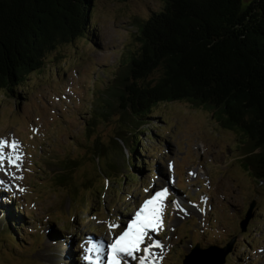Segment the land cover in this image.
Wrapping results in <instances>:
<instances>
[{
	"label": "rangeland",
	"instance_id": "1",
	"mask_svg": "<svg viewBox=\"0 0 264 264\" xmlns=\"http://www.w3.org/2000/svg\"><path fill=\"white\" fill-rule=\"evenodd\" d=\"M162 5L161 0H94L96 37L49 53L44 69L32 74L18 97L0 92V139L18 141L21 156L19 168L7 161L0 168V264H89L83 242L91 236L110 243L143 201L164 187L169 196L163 227L149 231L146 242L158 240L162 247L148 255L141 245L135 255H148L145 264H183L197 243L202 248L232 244L224 264H264V186L241 164L238 133L220 125L209 108L187 101L158 104L142 128L139 144L147 166L136 180L117 183L115 172V180H108L93 158L95 135L109 144L122 125L120 102L107 93L113 71L138 48L140 21ZM105 108L108 121H99L87 138L94 110ZM119 142L125 156L111 150L108 158L124 171L129 152ZM100 165H107L106 157ZM252 202L253 218L244 231ZM10 209L13 225L21 229L14 227L6 238L1 229L9 224Z\"/></svg>",
	"mask_w": 264,
	"mask_h": 264
},
{
	"label": "trees",
	"instance_id": "2",
	"mask_svg": "<svg viewBox=\"0 0 264 264\" xmlns=\"http://www.w3.org/2000/svg\"><path fill=\"white\" fill-rule=\"evenodd\" d=\"M161 1L162 7L139 23L138 48L113 71L107 93L120 102L122 125L109 144L99 135L92 139L99 170L111 181L115 172L117 183L138 179L147 166L139 142L146 132L142 128L151 123V111L161 103L187 101L209 108L220 125L238 133L241 164L264 186V0ZM93 4L94 0H0V92L18 97L32 74L44 69L49 53L96 37ZM110 114L107 108L94 110L87 138ZM119 140L129 152L123 158L124 171L108 158L111 150L123 151ZM105 157L107 165L101 166ZM66 181L65 176L58 178L61 185ZM99 202L101 207V198ZM13 212L9 210V224L1 229L6 238L14 227L21 229L13 225ZM91 232L98 233L96 228Z\"/></svg>",
	"mask_w": 264,
	"mask_h": 264
},
{
	"label": "snow or ice",
	"instance_id": "3",
	"mask_svg": "<svg viewBox=\"0 0 264 264\" xmlns=\"http://www.w3.org/2000/svg\"><path fill=\"white\" fill-rule=\"evenodd\" d=\"M18 146L19 142L15 139L11 141L0 139V168H3L5 161L13 167H20L21 156L17 151ZM5 147H10L12 151L5 154ZM3 183V181H0V187L3 186ZM168 196L169 189L164 187L144 200L136 211L134 218L115 237L112 243H107L102 238L88 237L82 244V249L85 252L83 259L89 264H127L126 258H131L132 260H138L139 264H145L148 255L151 254L152 247H162L158 240L151 243H146V240H151L150 230L155 232L163 227L165 201ZM174 203L178 209L181 207L179 202ZM110 227H116V225ZM141 245H144L142 251L148 255L137 257L135 253L141 251ZM106 249L108 250L107 258H105ZM89 253L95 254V258L93 259V256Z\"/></svg>",
	"mask_w": 264,
	"mask_h": 264
},
{
	"label": "water",
	"instance_id": "4",
	"mask_svg": "<svg viewBox=\"0 0 264 264\" xmlns=\"http://www.w3.org/2000/svg\"><path fill=\"white\" fill-rule=\"evenodd\" d=\"M254 205L255 202H252L242 222L244 231L248 222L253 218ZM231 245L226 247L211 245L207 248H202L200 243H197L191 252L185 255L183 264H224L227 261L228 254L231 252Z\"/></svg>",
	"mask_w": 264,
	"mask_h": 264
},
{
	"label": "bare ground",
	"instance_id": "5",
	"mask_svg": "<svg viewBox=\"0 0 264 264\" xmlns=\"http://www.w3.org/2000/svg\"><path fill=\"white\" fill-rule=\"evenodd\" d=\"M12 150V149H11ZM10 153V152H9ZM151 231V230H150ZM122 231L120 230V229H117L116 231H115V233H114V235H115V237L116 236H118L120 233H121ZM115 237H113V238H111L110 239V243H112L113 241H114V239H115ZM147 241H149V240H146V242ZM152 242V241H151ZM80 251H82V250H80ZM156 251H157V249L155 248V247H152V250H151V254L152 253H156ZM84 252V251H83ZM90 255H92L93 257H95V254H93V253H90ZM105 258H106V254H105ZM126 260H131V261H136V260H132L131 258H126ZM147 264H148V262H147Z\"/></svg>",
	"mask_w": 264,
	"mask_h": 264
}]
</instances>
